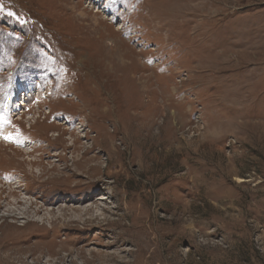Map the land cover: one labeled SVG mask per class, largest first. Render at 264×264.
Segmentation results:
<instances>
[{"label":"rangeland","instance_id":"rangeland-1","mask_svg":"<svg viewBox=\"0 0 264 264\" xmlns=\"http://www.w3.org/2000/svg\"><path fill=\"white\" fill-rule=\"evenodd\" d=\"M0 264H264V0H0Z\"/></svg>","mask_w":264,"mask_h":264},{"label":"bare ground","instance_id":"bare-ground-1","mask_svg":"<svg viewBox=\"0 0 264 264\" xmlns=\"http://www.w3.org/2000/svg\"><path fill=\"white\" fill-rule=\"evenodd\" d=\"M37 96H39V95H37ZM20 103V105H21V103H25L24 105H26V102L24 101V102H19ZM19 105V106H20ZM8 146V145H7ZM31 159V161L33 160L32 158H30ZM18 181H20V180H18ZM15 182H16V180H15ZM14 184V183H13ZM10 185V184H9ZM11 186V185H10ZM19 186V185H18ZM14 187V186H13ZM20 188V187H19ZM17 191H19V190H17ZM27 197V196H26ZM16 200H17V198H16ZM32 204V203H31ZM46 209H48V208H46ZM52 210V209H51ZM51 210H48V213H53ZM51 211V212H50ZM83 211H85L86 213L87 212H89V211H91V209H90V207L89 208H85V209H83V208H81V209H79V211H77V210H74V214H76V212L80 215V213L81 212H83ZM10 213V212H9ZM64 213H65V211H64ZM64 213H62V214H64ZM79 215H76V216H79ZM45 221V220H44ZM6 245V244H5ZM8 245V244H7ZM13 245V244H12ZM7 247H9V246H6V248ZM9 249V248H8ZM142 250H144V249H142ZM140 252H141V250H140ZM139 252V253H140Z\"/></svg>","mask_w":264,"mask_h":264},{"label":"snow or ice","instance_id":"snow-or-ice-1","mask_svg":"<svg viewBox=\"0 0 264 264\" xmlns=\"http://www.w3.org/2000/svg\"><path fill=\"white\" fill-rule=\"evenodd\" d=\"M9 15H12V13H9ZM6 139H10V137H6Z\"/></svg>","mask_w":264,"mask_h":264}]
</instances>
